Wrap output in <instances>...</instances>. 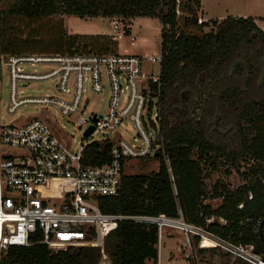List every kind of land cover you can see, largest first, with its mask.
Wrapping results in <instances>:
<instances>
[{
    "label": "trees",
    "instance_id": "1",
    "mask_svg": "<svg viewBox=\"0 0 264 264\" xmlns=\"http://www.w3.org/2000/svg\"><path fill=\"white\" fill-rule=\"evenodd\" d=\"M58 1L68 4L69 13L79 17H149L157 18L162 26L160 87L151 84L159 123V147L152 158L159 170L123 175L119 195L99 198L101 212L174 218L180 211L184 221L218 239L254 244L264 252L262 240L253 232L254 221L264 217V31L252 18L227 17L214 24L212 31L200 33L207 23L196 19L199 0H111L100 6L93 0L86 5L72 0H19L0 12V56L24 54L8 43L6 15L40 19L51 15ZM180 17L190 33L178 31ZM95 44L103 52L73 48L64 53H107V46ZM232 66L239 67L234 78L228 74ZM220 111L226 116L219 117ZM110 149L109 143H89L83 149L82 165L108 163ZM217 161L236 172L243 162L248 167L240 173L244 183L235 189L219 182L214 185L211 199L220 200L214 209L203 202L202 168L203 163L215 168ZM240 204L243 207L238 209ZM212 217L215 220L207 223ZM219 219L226 223L220 224ZM105 239L103 253L85 246L54 251L36 244L40 237L33 234L31 245L3 252L0 264H98L100 253L110 264H157L156 225L119 222ZM193 240L198 243L197 237ZM215 251L196 247L199 257L213 256Z\"/></svg>",
    "mask_w": 264,
    "mask_h": 264
},
{
    "label": "built area",
    "instance_id": "2",
    "mask_svg": "<svg viewBox=\"0 0 264 264\" xmlns=\"http://www.w3.org/2000/svg\"><path fill=\"white\" fill-rule=\"evenodd\" d=\"M110 24L114 31L120 29L116 19ZM120 33L124 35L125 29ZM134 40L130 37L131 43ZM160 61V53L155 56L26 53L5 58L10 80L6 110L10 118L18 117V110L28 105H38L45 111L54 108L61 117L69 120L85 113L75 121L76 128L84 132L93 127V132L87 137L83 135L84 138H92L104 130L116 133L124 122H129L141 145H132L117 133L114 139L92 141L111 144L110 161L98 166H84L81 162L83 149L92 142L72 151L69 139L47 111L44 119L21 115L10 125H0V256L10 247L31 245L29 239L33 234L40 237L36 244L53 249L85 246L98 248L103 253L108 233L119 222L129 221L156 225L158 241L164 227L178 229L187 239L197 237L198 249L216 250L212 264H264V252H259L254 244H234L218 239L203 228L184 221L180 211L174 218L164 214L111 215L101 212L99 198L115 197L120 193L125 162L153 157L159 147L157 100L151 84H156L157 89L160 87ZM148 62L158 66L157 74L146 68ZM22 64L53 65L55 69L43 74H29L21 71L19 66ZM51 78L57 79L55 95L43 98L19 96L21 83ZM86 78L94 95L103 93L104 83L108 84L102 114L87 111L89 100L83 97ZM124 92H127L125 96ZM153 110H156L154 118L151 116ZM19 121L22 123L18 124ZM242 207L240 204L238 209ZM214 220L212 217L207 223ZM218 221L226 223L222 219ZM254 223L253 232L264 247V217ZM188 248L191 250L189 243Z\"/></svg>",
    "mask_w": 264,
    "mask_h": 264
},
{
    "label": "rangeland",
    "instance_id": "3",
    "mask_svg": "<svg viewBox=\"0 0 264 264\" xmlns=\"http://www.w3.org/2000/svg\"><path fill=\"white\" fill-rule=\"evenodd\" d=\"M19 0H0V12L7 11L15 6ZM91 0H72L82 5L90 3ZM96 5H102L103 1L110 2L111 0H93ZM200 6L195 9V16L199 23H207V26L200 31L206 33L214 29V24L222 21L227 17H242L253 18L258 21L260 26L264 27V0H199ZM111 3V2H110ZM178 4V1H177ZM63 1H58L55 4V11L40 19L27 20L22 17L8 16L4 20L5 36L8 43L15 45L16 48L26 53H64L67 49L77 48L83 51L103 52L100 50L101 44L107 46V53H118L122 55H145L155 56L160 53V31L161 24L157 18L140 17V18H119V17H79L69 13ZM203 8V9H202ZM205 14V17L203 16ZM176 15H180L176 12ZM116 19L119 25V30L114 31L111 26V20ZM178 31L190 33L191 29L184 25L182 18L177 20ZM121 29H125L127 34L120 33ZM190 29V30H189ZM197 29V28H195ZM199 31V30H198ZM264 31V30H263ZM130 37L135 40L130 42ZM111 42V43H110ZM7 57V56H6ZM5 55L0 56V125H10L16 122L21 115H31L44 119V112H48L51 117H54L56 124L61 133L69 139V145L72 151L78 149L88 142L101 141L104 139H114L116 133L122 140L136 146H140L138 135L134 126L129 122H124L116 133L110 131H101L93 135L92 138L83 137V129H77L75 121L80 119L84 114H79L75 119L61 117L54 108L42 110L38 105H28L21 107L18 110V117L10 118L6 107L9 104L10 80L8 67L5 65ZM146 68L157 74L159 68L156 64L148 62ZM232 66L229 69V76L234 78L236 70L239 67ZM21 71L29 74L47 73L55 67L45 64H22L19 66ZM57 84L56 78H51L45 81H27L21 83L18 87L20 97L43 98L46 96L55 95L54 88ZM127 92H124L123 96ZM84 99H88L87 111L93 110L97 114L104 112V106L108 97V84L104 83L103 93L94 95L90 91L88 78L84 82ZM199 112V111H198ZM197 112V113H198ZM156 114V110L152 111V118ZM220 114V115H219ZM218 116L225 117V112H219ZM35 115V116H34ZM18 123V122H17ZM22 122L19 121L18 124ZM136 139V141L134 140ZM243 168L240 172L234 169L227 168L222 161L216 162V167L203 163V188L205 192L204 203L211 205L212 208H217L220 204L219 199H211L214 185L224 183L229 185L231 189L243 184L241 172L247 169V162L241 163ZM159 164L152 157L127 160L123 167V174L127 176L133 175H148L157 173ZM228 171V173L226 172ZM106 240V239H105ZM189 241V242H188ZM105 243V241H104ZM188 243L191 250L188 248ZM196 245L192 237H185L176 228L164 227L162 238L158 242V261L157 264H212L215 256L205 253L203 257H199L196 253ZM62 250L54 248V251ZM103 255V254H102ZM106 255V253H104ZM187 255H190L187 257ZM98 264H110L108 258L100 259ZM149 264H152L150 262Z\"/></svg>",
    "mask_w": 264,
    "mask_h": 264
},
{
    "label": "water",
    "instance_id": "4",
    "mask_svg": "<svg viewBox=\"0 0 264 264\" xmlns=\"http://www.w3.org/2000/svg\"><path fill=\"white\" fill-rule=\"evenodd\" d=\"M93 130H94L93 127H90V128H88V129L84 132L83 135H84L85 137H87L90 133L93 132Z\"/></svg>",
    "mask_w": 264,
    "mask_h": 264
},
{
    "label": "crops",
    "instance_id": "5",
    "mask_svg": "<svg viewBox=\"0 0 264 264\" xmlns=\"http://www.w3.org/2000/svg\"><path fill=\"white\" fill-rule=\"evenodd\" d=\"M203 9V8H202ZM204 17H205V14L203 15ZM262 18H264V17H262ZM253 19V18H252ZM254 21H255V19H253ZM255 23L258 25V26H260V24H259V22L258 21H255ZM259 28H261L262 30H264V27L262 26V27H259ZM150 262L148 261V264H149Z\"/></svg>",
    "mask_w": 264,
    "mask_h": 264
},
{
    "label": "bare ground",
    "instance_id": "6",
    "mask_svg": "<svg viewBox=\"0 0 264 264\" xmlns=\"http://www.w3.org/2000/svg\"><path fill=\"white\" fill-rule=\"evenodd\" d=\"M160 239H161V237H160ZM159 243H160V241H159Z\"/></svg>",
    "mask_w": 264,
    "mask_h": 264
},
{
    "label": "clouds",
    "instance_id": "7",
    "mask_svg": "<svg viewBox=\"0 0 264 264\" xmlns=\"http://www.w3.org/2000/svg\"><path fill=\"white\" fill-rule=\"evenodd\" d=\"M159 242V241H158Z\"/></svg>",
    "mask_w": 264,
    "mask_h": 264
}]
</instances>
